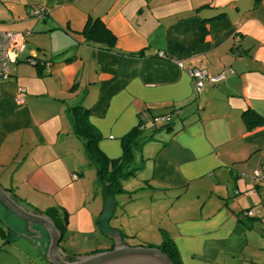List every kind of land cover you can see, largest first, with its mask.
I'll return each mask as SVG.
<instances>
[{
	"label": "crops",
	"instance_id": "obj_1",
	"mask_svg": "<svg viewBox=\"0 0 264 264\" xmlns=\"http://www.w3.org/2000/svg\"><path fill=\"white\" fill-rule=\"evenodd\" d=\"M38 6L42 19L29 16ZM94 20L114 36L110 49L86 40ZM24 30L15 72L0 82V185L36 211L94 169L73 129L82 113L70 108L81 104L108 159L121 157V138L135 126L153 136L134 149L130 178L145 183L136 191L151 199L131 207L133 233L116 220L126 213H116V199L103 197L78 230L98 231L95 243L105 250L167 234L181 264L252 262L245 248L264 245V188L250 177L264 168V0H0V31ZM186 68L224 71V78L206 80L196 94ZM246 110L261 120L252 124ZM163 114L172 115L170 126L153 132ZM19 220L12 228L29 230ZM31 229L39 239V225ZM43 237L35 243L41 258ZM60 242L63 257L73 259Z\"/></svg>",
	"mask_w": 264,
	"mask_h": 264
},
{
	"label": "rangeland",
	"instance_id": "obj_2",
	"mask_svg": "<svg viewBox=\"0 0 264 264\" xmlns=\"http://www.w3.org/2000/svg\"><path fill=\"white\" fill-rule=\"evenodd\" d=\"M156 123L157 122L154 124ZM155 128H157V130L160 129L158 124L155 126ZM155 128L153 129V132L157 131ZM143 135L145 134L143 133ZM134 154L135 159L139 160V151L135 152ZM80 177H82V179L79 182L76 184H69L60 195L55 197L46 196L48 203L42 205L43 207L40 205V207H35L36 209H34L42 214L48 210L57 209L59 212L65 213L67 215V223L65 230L62 232L63 235L60 244L65 249L66 254H69L70 258H76L88 254L87 252H95L94 250L98 248L99 249L96 250L97 252H100L99 250L105 251L104 249H100L102 245L99 244L101 243H95L100 242L98 231H89L86 233L85 231H80L77 229L86 226L87 218L90 213L89 209H92L93 205L95 204L94 198L97 199V197H99V202H103L102 196L100 195L101 190L99 184L97 183L95 170L92 168H85L84 174ZM130 177L122 180L123 191L115 193L114 198L116 199L115 204L117 205V208L115 209L116 213L119 214L120 212H126L118 215L116 220H120V226L124 230L133 233L131 226L136 222L133 217L135 211L131 207H134L137 210L139 207L147 205L148 201L151 199V195L147 192L144 193L142 189L136 191L137 188H141L145 183L141 182L136 185L138 180ZM95 187L97 188L95 189ZM4 189L6 190V188ZM10 190L11 188H9V191ZM95 192H98V196L93 194ZM34 198L35 200L39 201V195ZM2 206L3 205L0 202V264H4L5 260L7 259L10 260L8 264H51L46 258H41L38 246L35 244L38 240L41 244V236L43 235V238L48 240L49 237L47 232L39 226L43 233H40L39 239H35L34 237L32 238V232L28 229H25V227H22V230L25 231V233L23 231L19 232L18 230L12 228L13 224H21V220H19L20 218H16V216L13 214H10L11 212H9L4 206V210H2ZM249 211L251 212V210ZM143 233L147 234L148 236L156 235L155 231H151V227H145ZM9 238L10 242L6 243V240ZM156 240L157 241H138L130 237V239L126 242H128L127 245L130 246H138L133 244L139 243L140 246L155 247L157 246L156 244L161 242L158 241L157 237ZM110 244L111 243L104 245L107 247L106 250L110 248ZM2 245L4 247L6 246L5 248H7V250L2 249ZM252 246L253 248L250 251H248L246 248L244 250L245 256H252V262H250V257H246L243 262L240 260H235V262L232 264H264V245L259 246L258 243L255 242ZM220 256V259L223 257V259H226L225 254L222 253ZM240 259L242 260V257H240ZM225 261L228 264L231 263L228 260Z\"/></svg>",
	"mask_w": 264,
	"mask_h": 264
},
{
	"label": "trees",
	"instance_id": "obj_3",
	"mask_svg": "<svg viewBox=\"0 0 264 264\" xmlns=\"http://www.w3.org/2000/svg\"><path fill=\"white\" fill-rule=\"evenodd\" d=\"M219 14H217L216 17L219 16ZM83 34L87 41L104 44L100 45L103 48L110 49L114 45V36L98 20L87 23L83 30ZM77 110H80L82 115L76 118L73 122V129L75 134L83 141V147L87 161L95 169L97 183L99 184L101 190V196L103 197V200L114 198L115 193L123 191L122 180L135 174L136 168L132 165L135 147L140 146V144L143 143L145 139H150L153 135L150 134L142 136L141 132L145 128L144 124L135 126L121 138V157L119 159H108L98 150L97 142L99 135L95 128L88 123L85 117V114L88 113V110L83 108L81 104H76L70 108V111ZM244 113L251 114V117L256 118L252 124H255L256 121L261 120L260 116L254 111L246 110ZM171 118L172 115L169 116L167 121L160 122L158 124L159 128H168L172 121ZM155 130H157V128H155ZM6 191L8 192V190ZM11 196L15 201L20 202L14 198L12 193ZM44 214L51 219L55 227L60 232L62 239V232L65 230L67 223V215L65 213L59 212L57 209L48 210L44 212ZM2 247L4 246L2 245ZM155 247L165 252L174 264H181L178 251L167 234H163L161 243Z\"/></svg>",
	"mask_w": 264,
	"mask_h": 264
},
{
	"label": "water",
	"instance_id": "obj_4",
	"mask_svg": "<svg viewBox=\"0 0 264 264\" xmlns=\"http://www.w3.org/2000/svg\"><path fill=\"white\" fill-rule=\"evenodd\" d=\"M0 202L16 217L27 222L29 230H32L33 224H37L47 232L49 243L45 258L51 264H174L170 257L157 247L130 246L123 242L105 251L66 259L59 250L61 234L47 215L25 208L1 185Z\"/></svg>",
	"mask_w": 264,
	"mask_h": 264
},
{
	"label": "built area",
	"instance_id": "obj_5",
	"mask_svg": "<svg viewBox=\"0 0 264 264\" xmlns=\"http://www.w3.org/2000/svg\"><path fill=\"white\" fill-rule=\"evenodd\" d=\"M29 16L42 19L45 16V11L42 7H35L32 9ZM28 35V31L12 32V31H0V82L6 81L11 78L15 72L16 64L20 61L21 54L25 48V41ZM27 61L30 64H34L35 61L32 58H28ZM181 67V63L177 62ZM187 73L191 77L194 86V92L199 94L204 86V82L207 81H218L224 78V71L216 74H208L204 70L196 68H186ZM23 94V90L19 91V95ZM169 114H163L154 117V122H164L169 119ZM111 138V137H110ZM73 178L76 175H72ZM250 177L254 183L264 188V168L257 167L250 173ZM244 215H250V211L247 210Z\"/></svg>",
	"mask_w": 264,
	"mask_h": 264
},
{
	"label": "flooded vegetation",
	"instance_id": "obj_6",
	"mask_svg": "<svg viewBox=\"0 0 264 264\" xmlns=\"http://www.w3.org/2000/svg\"><path fill=\"white\" fill-rule=\"evenodd\" d=\"M36 231V230H35Z\"/></svg>",
	"mask_w": 264,
	"mask_h": 264
}]
</instances>
